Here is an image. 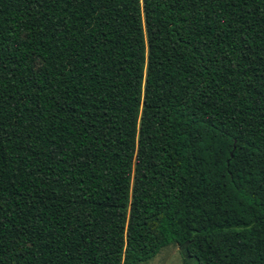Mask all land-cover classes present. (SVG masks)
<instances>
[{
  "label": "trees",
  "instance_id": "1",
  "mask_svg": "<svg viewBox=\"0 0 264 264\" xmlns=\"http://www.w3.org/2000/svg\"><path fill=\"white\" fill-rule=\"evenodd\" d=\"M264 264V0H0V264Z\"/></svg>",
  "mask_w": 264,
  "mask_h": 264
},
{
  "label": "rangeland",
  "instance_id": "2",
  "mask_svg": "<svg viewBox=\"0 0 264 264\" xmlns=\"http://www.w3.org/2000/svg\"><path fill=\"white\" fill-rule=\"evenodd\" d=\"M180 246L169 244L159 249V251L149 260L142 264H180Z\"/></svg>",
  "mask_w": 264,
  "mask_h": 264
}]
</instances>
